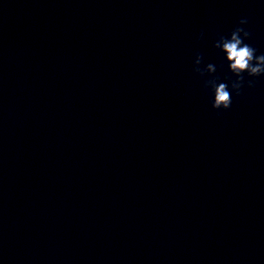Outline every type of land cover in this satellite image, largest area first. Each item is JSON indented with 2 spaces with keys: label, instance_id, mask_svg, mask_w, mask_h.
<instances>
[{
  "label": "water",
  "instance_id": "obj_1",
  "mask_svg": "<svg viewBox=\"0 0 264 264\" xmlns=\"http://www.w3.org/2000/svg\"><path fill=\"white\" fill-rule=\"evenodd\" d=\"M242 18L264 54V0H0V264H264V75L204 86Z\"/></svg>",
  "mask_w": 264,
  "mask_h": 264
},
{
  "label": "clouds",
  "instance_id": "obj_2",
  "mask_svg": "<svg viewBox=\"0 0 264 264\" xmlns=\"http://www.w3.org/2000/svg\"><path fill=\"white\" fill-rule=\"evenodd\" d=\"M248 23L247 19H240L229 35H220L214 43V47L224 54V59L228 65V70L236 77L229 85L219 82L218 77H213L205 81L204 86L213 93L212 108L216 111L228 110L232 105V94L234 91L240 95V90L245 84L244 74L249 77H259L264 75V54L257 55L256 49L245 41L250 38L251 33L243 25ZM203 57L197 53L194 61V72L203 77L205 73L211 75L216 72V66L209 63L205 68H201ZM249 88L255 86V80H248Z\"/></svg>",
  "mask_w": 264,
  "mask_h": 264
}]
</instances>
